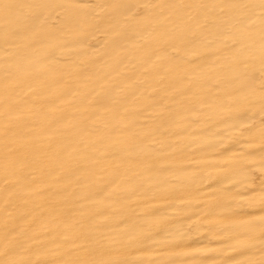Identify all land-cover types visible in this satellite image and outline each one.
I'll return each instance as SVG.
<instances>
[{"label": "snow or ice", "instance_id": "1", "mask_svg": "<svg viewBox=\"0 0 264 264\" xmlns=\"http://www.w3.org/2000/svg\"><path fill=\"white\" fill-rule=\"evenodd\" d=\"M90 39L99 44L90 45L98 55L88 65H74L72 72L100 90L92 87L80 94L76 114L63 126L75 130L66 167V147L51 143L56 132L47 135L48 144L36 148L22 138L21 130L27 121L35 123L40 112L33 82L58 81L61 57L83 50ZM0 50L5 203L14 204L12 197L43 183L46 176L53 181L47 186L55 188L47 206L38 205L40 215L48 217L42 232L18 230L8 213L0 264H264V0H0ZM135 56L163 73L158 82L169 81L173 91H162L172 106L153 98L145 110H153L158 120H146L129 132L135 121L124 106V89L109 78L125 76L120 66ZM103 68L109 71L100 75ZM209 113L227 125V141L233 146L243 142L258 151H231L224 138L218 143L204 138L201 152L216 153L217 162L228 165L221 171L237 177L243 191L197 197L207 211L197 220L186 216L184 223L178 218L180 206L192 202L194 190L211 187L205 181L212 177L202 174L203 156L191 157L196 166L185 167L181 153L191 146L194 129H189ZM113 121L121 125L115 139ZM40 151L50 157L43 166L36 156ZM97 169L112 177L108 185L95 186L106 188L108 198H118L120 185L127 184L132 194L150 191L149 198L163 201L165 209L149 207L133 222L103 207L60 206L57 197L67 188L65 176H91ZM153 173L162 179L153 183ZM76 180L80 183L81 176ZM204 225L209 243L197 247L193 236ZM213 242L217 247H211Z\"/></svg>", "mask_w": 264, "mask_h": 264}, {"label": "bare ground", "instance_id": "2", "mask_svg": "<svg viewBox=\"0 0 264 264\" xmlns=\"http://www.w3.org/2000/svg\"><path fill=\"white\" fill-rule=\"evenodd\" d=\"M87 2V0H85ZM91 2H102V0H91ZM111 2H139V3H155L159 0H111ZM179 2V0H177ZM186 2H205V3H234V2H247V0H186ZM99 40H103L104 37H98ZM99 44L95 40H89L88 45L83 50L73 51L66 53L61 57L62 63L57 66L58 71L61 73V78L57 80L48 79L45 83L33 82L32 86L36 89L33 94V99L36 101L37 106L40 109L39 114L34 117L35 123L27 121L26 126L21 130V136L24 139H29L32 145L39 148L41 145H46L50 141L47 139V135L51 132H56L55 138L51 143L63 144L67 151L64 153L66 160V167L69 164L70 158L68 153L71 152L72 140L75 130L71 128L63 127L67 121L76 114L75 110L80 106V94L88 91L90 88L95 87L99 91V86L91 81H86L83 75L77 76L72 72L74 65L79 64L81 66L88 65L98 53L90 45ZM171 51V50H169ZM2 50H0V56H2ZM214 59V57H212ZM66 61L67 66H65ZM155 61V57H153ZM126 65V67H125ZM99 74L103 75L104 72L109 71L108 68L98 69ZM120 71L125 73V76H121L116 80L110 82L124 89V95L126 100L124 106L130 110V118L135 121V128H130L128 131L137 130L141 125L148 122L158 120L154 111L147 109V106L151 103L152 99L159 100L161 103L167 102L169 106H172L170 100L165 98L162 89L168 88L169 93L173 91V88L169 86V81H159V75L163 73H157L153 70L151 63H144L141 57H129L121 64ZM117 74L112 73L115 77ZM3 79V70L0 66V81ZM41 79H44L43 77ZM95 75L93 76V80ZM87 85V87H85ZM27 90V89H25ZM3 107L0 105V113H2ZM95 118V117H94ZM3 124V116L0 115V127ZM112 126L115 128L113 132V138H116L117 133L121 130V125L113 121ZM194 135L190 147H184L181 155L185 157L183 160L185 167H195L190 163V158L195 157L200 159L202 156L206 163L199 165L202 170V174L207 176L211 174V179L206 180L205 184H210L211 187H203L202 191H193L192 202L190 204L181 205V214L178 217L182 222L187 223L186 216H190L192 220H197L205 215L207 206L204 203L198 202L197 197L200 200L207 199L205 193L212 192H224L230 190L235 193L237 191H243V188L238 183H235L237 177H235L230 171H221V169H227L228 165L218 163V157L214 152L202 153L200 150V143L204 138H208L215 143H218L221 138L225 139L228 147L231 151H258L256 148H246L243 142L235 144L227 141V125L219 121V119L212 113L204 116L198 123L192 125L189 131H193ZM199 137V139H197ZM183 143V142H181ZM111 151V149H109ZM167 151H172L169 148ZM2 153H3V138L0 137V248L3 247V231L4 223L8 218V213L12 214V218L17 221L18 230L23 229L29 234L33 232H42L48 217L46 215L41 216V209L38 205H45L52 196V192L55 191L54 187H48L47 185L53 184L51 177L46 176L43 183H37L31 185V190H25L20 193L19 196L12 197L15 201L14 204L6 205L7 193L5 191L4 174L2 170ZM29 161L32 160V154L28 153ZM40 160V166H43L50 158L48 154L40 151L36 154ZM107 167V165L105 166ZM31 171V169H28ZM131 174V173H129ZM81 176L80 183H77L76 176ZM259 177V173L256 174ZM112 177L109 175V171L96 170L94 175L88 176L85 172L77 174H67L65 176L64 183L67 188L63 190L60 197L57 199L60 201V206H72L79 208L82 203L86 206V210H95L97 207H103L108 212L116 211L119 215L128 216L131 221L138 220L139 214L145 209L152 207L153 210L165 209L163 201L149 198L151 192L137 191L132 194L126 189L129 187L127 184H121L119 188V197L112 199L106 196L107 189L103 191L95 186L103 187L108 185ZM162 179L161 176L156 173L152 174L151 180L153 183ZM85 184L93 185L92 188L86 189ZM256 184H259V179L256 180ZM167 186V185H161ZM147 187V182H145ZM199 187V186H198ZM87 195V199H82L77 203L78 198ZM239 199V198H238ZM97 201H103L102 205H98ZM175 207V205H173ZM169 213L175 215L172 212V208L166 209ZM245 212H252L254 215H259L258 209H243ZM22 217V219H21ZM35 218V219H34ZM207 225L201 228V231L193 236V240L197 241V247L207 245L209 243V233L207 232ZM211 247H217L213 242Z\"/></svg>", "mask_w": 264, "mask_h": 264}]
</instances>
